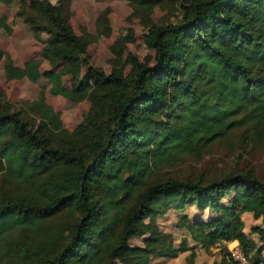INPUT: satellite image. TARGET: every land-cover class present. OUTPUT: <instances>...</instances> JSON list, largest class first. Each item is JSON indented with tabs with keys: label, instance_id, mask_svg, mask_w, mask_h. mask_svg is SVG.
<instances>
[{
	"label": "trees",
	"instance_id": "16d2710c",
	"mask_svg": "<svg viewBox=\"0 0 264 264\" xmlns=\"http://www.w3.org/2000/svg\"><path fill=\"white\" fill-rule=\"evenodd\" d=\"M118 1L142 14V42L154 52L153 66L131 56V80L117 59L109 74L93 66L96 38L77 35L49 0L17 12L36 39L46 36L49 69L6 55V80L44 78L51 94L89 108L64 133L51 107L0 100V264L193 262L196 251L238 264L223 245L231 242L264 264V179L166 171L237 131L264 143V0ZM167 4L176 21L147 17ZM0 29L10 32L5 18ZM167 216L179 238L162 230Z\"/></svg>",
	"mask_w": 264,
	"mask_h": 264
},
{
	"label": "rangeland",
	"instance_id": "374dc122",
	"mask_svg": "<svg viewBox=\"0 0 264 264\" xmlns=\"http://www.w3.org/2000/svg\"><path fill=\"white\" fill-rule=\"evenodd\" d=\"M37 1L42 0H14L11 5L0 3V18H5L10 32L0 29V100L21 105L23 102H40L52 108L59 115L62 132H71L81 121L89 108V103H72L60 96L50 93V86L44 78L37 82L26 79L7 81L4 74V62L8 55L15 66L22 67L30 60L41 62V71L49 69L42 59V50L46 36L43 34L36 39L32 31L22 19L17 16L21 7L34 12ZM60 10L64 11L69 19L73 31L79 36L90 35L95 41L88 47V55L93 66L109 74L116 63H120L123 75L131 80V56L149 66L154 64V52L145 48L142 42L145 33L141 13L133 10L126 1L118 0H49ZM178 7L173 4L154 7L147 17L153 22L168 18L176 21ZM103 33H107L105 36ZM124 38V47L117 49L116 56L112 47L116 41ZM64 84L69 87L68 78ZM232 170H251L259 178L264 179V143L256 142L246 137L241 131L234 132L228 139L215 143L201 159L184 158L179 164L168 169L180 178H196L203 174L207 177L218 178ZM245 224H249L246 215L242 216ZM173 217L160 220L162 230L171 231L179 238L180 232H173L171 223ZM179 242V241H178ZM177 242V243H178ZM133 243H139L134 241ZM213 250L211 253H215ZM186 254L176 259L156 260L152 264H211L214 257L196 251L193 262Z\"/></svg>",
	"mask_w": 264,
	"mask_h": 264
},
{
	"label": "built area",
	"instance_id": "2783aa9c",
	"mask_svg": "<svg viewBox=\"0 0 264 264\" xmlns=\"http://www.w3.org/2000/svg\"><path fill=\"white\" fill-rule=\"evenodd\" d=\"M226 246L229 257L238 264H254L250 263L245 255L243 254L242 250L240 249L237 242L231 243H223ZM219 246V245H218Z\"/></svg>",
	"mask_w": 264,
	"mask_h": 264
}]
</instances>
